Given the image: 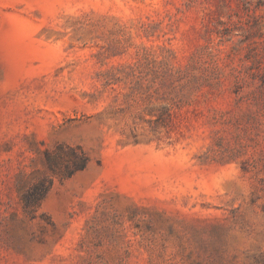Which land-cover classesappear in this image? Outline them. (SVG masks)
Segmentation results:
<instances>
[{
  "label": "rangeland",
  "instance_id": "1",
  "mask_svg": "<svg viewBox=\"0 0 264 264\" xmlns=\"http://www.w3.org/2000/svg\"><path fill=\"white\" fill-rule=\"evenodd\" d=\"M0 264H264V0H0Z\"/></svg>",
  "mask_w": 264,
  "mask_h": 264
},
{
  "label": "trees",
  "instance_id": "2",
  "mask_svg": "<svg viewBox=\"0 0 264 264\" xmlns=\"http://www.w3.org/2000/svg\"><path fill=\"white\" fill-rule=\"evenodd\" d=\"M222 23H224V22H222ZM48 160H49L51 166H57V164H59L55 158L49 157ZM88 160L89 159H88V156L86 155V153L81 150V156L79 159H77L74 170H72V169L68 170V174L72 175L74 172H76L78 170H83L87 166ZM47 190H48V188H46V191ZM43 197H44V195H40L39 197H36L35 199L27 200L26 206L29 207V206L39 205L40 201Z\"/></svg>",
  "mask_w": 264,
  "mask_h": 264
}]
</instances>
